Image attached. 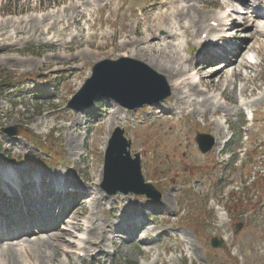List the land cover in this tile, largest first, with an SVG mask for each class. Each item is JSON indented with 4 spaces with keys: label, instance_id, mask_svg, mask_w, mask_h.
Masks as SVG:
<instances>
[{
    "label": "rangeland",
    "instance_id": "374dc122",
    "mask_svg": "<svg viewBox=\"0 0 264 264\" xmlns=\"http://www.w3.org/2000/svg\"><path fill=\"white\" fill-rule=\"evenodd\" d=\"M63 1L69 0H0V15L19 13L21 17L28 15L38 17L40 13L47 15L70 4L69 2L61 6L55 5ZM72 1L77 3V0ZM117 13L119 14L118 10ZM107 18L110 23H115L113 27L99 25L95 29L96 37L93 36L89 42L84 41L79 44L77 41H67L70 39L67 34L62 36L65 42L63 46H57L54 42H43L45 40L40 42L41 40L34 38L27 39L26 35L20 41H16L14 36L8 39L0 37V78L7 77L0 82V179L8 176L5 173L4 164L5 158L10 153L9 148H12V142L26 147L23 150L16 148L21 152L22 160L51 163L49 154L44 153L38 145L21 133L25 129H30L42 136L53 137L56 144L52 148L63 155L74 173L82 180L90 178L92 167L87 168L88 152L84 146L86 147L88 141L93 139V132L88 137L84 135L83 127L81 128V125L75 121L77 112L69 110L66 104L87 78L95 61L106 57L118 58L125 52L131 53L130 46L115 48V45H112L116 37L108 38L107 44L99 46L103 30L111 32L121 27L132 28L129 15L123 20L118 15L110 16L109 12H106L102 16V21ZM256 49H260L256 58L260 67H253L251 63H248L247 68L241 66L243 68L241 73L248 74V89L244 97H239V95L234 96L231 89L227 88V91L225 90L227 98H224V101L229 107L238 105L236 97H239V100H254L261 98L264 94L262 86L264 85V43L262 41L258 43ZM54 52H59L61 56L51 58L50 55ZM255 56L250 58L255 59ZM177 62V65L180 63L182 66L180 59H177ZM214 69L215 67L209 71ZM205 73L209 74V72ZM243 77L239 74L236 78L238 86L247 83ZM226 78L229 77L224 75L219 81L218 76L213 77V84L218 88V90H212L213 93L224 91L227 87ZM5 83L12 87L10 89L9 86L3 87ZM41 90L48 94H38ZM50 92H55L56 95L49 97ZM171 103L179 108L181 114L185 113V108L188 107L187 110L193 108V105L189 106L175 98L171 100ZM154 109L156 108L151 107L148 111ZM48 113L54 116L50 118L46 115ZM144 114L145 112H142L140 117ZM86 118L82 114V119ZM108 118L109 114L96 129L95 154L90 155L98 178L103 169L104 147L107 145L105 138L109 135L111 125ZM194 118L202 120H197L199 129H205L212 134H216V124L213 126L210 124L220 120L223 127L225 126L222 137L228 138L230 134H233L228 146L229 151L234 152L235 147L240 144L242 116L232 115L228 123L225 122L222 114L215 116L210 112L204 116L196 114ZM44 121L48 124L45 123L42 128L36 127L38 123H44ZM260 123L262 129L253 136L252 144L246 143L250 146L248 153L238 162L237 159L240 156L235 153L228 165L218 163L222 155L218 156L217 149L209 155L199 153L195 141H190L195 134L188 125L183 127L180 124L173 125L169 131L167 122L148 127L129 125L128 129L126 128V135L132 140L130 149L133 155L136 152L142 154V168L146 180L151 181L149 178H156L157 187L163 189L167 181L171 182L174 177L178 178L177 181L186 180V185H189L192 180H194L193 185H198L201 181L208 182L213 177L223 189L205 194L200 198L194 197L195 199L192 198L189 204L173 199L169 189H166L165 195L170 198L171 205L177 208L179 213L185 212L182 219L189 221V227L170 230L171 235L164 238L159 246H153L154 252L150 257H145L142 253V245L138 238L131 244L116 238L113 246H110L108 241L107 246L114 251V254L107 258V262L116 260V264H264V116ZM116 124L121 126L124 122L117 121ZM51 127L54 128L51 129ZM10 128H16L18 134L13 136L3 131ZM71 132L83 137L85 145L78 152L69 146L67 135ZM75 140L77 141V138ZM172 140L175 144L171 142ZM194 159L200 165L196 169L193 167L196 163ZM228 178L232 185L229 184ZM160 180L164 182L159 183ZM151 182L154 184L153 181ZM227 186H229L228 189ZM191 196L190 194L188 197ZM112 199L123 200L124 197L119 195ZM90 212L89 206H85L78 210L77 217L85 222ZM170 216L172 220L180 219V215L177 216L174 212H171ZM238 223L243 225L238 232H235V226ZM213 236L227 237V240L221 248H214L210 244ZM30 246L32 255L39 256L38 252L35 253L36 244L31 243ZM11 248L16 252L15 247ZM11 248L4 250V253L8 251V255L13 256ZM53 251L44 253L48 256L44 264H61L58 254ZM8 255H4L3 258L6 260Z\"/></svg>",
    "mask_w": 264,
    "mask_h": 264
},
{
    "label": "bare ground",
    "instance_id": "6f19581e",
    "mask_svg": "<svg viewBox=\"0 0 264 264\" xmlns=\"http://www.w3.org/2000/svg\"><path fill=\"white\" fill-rule=\"evenodd\" d=\"M216 1L219 2V6L221 8H225V7L230 8L229 12H225L223 16L218 18V21L221 22L222 26H226L230 24V20L227 19L228 17L239 14L237 13L238 10L234 6L236 5L234 3L240 1L245 10L244 19L246 21V24L253 27L251 37L255 41H257L258 39L256 35H259V34L264 35V19L259 17L257 14H253L251 11V9L257 3V0H216ZM97 2L101 5L105 1L98 0L96 1V3ZM107 4H110L112 6L111 1L108 2ZM169 4H172V2L167 1L165 5L167 6ZM75 8L76 7H73V11H75ZM196 8H197L196 4L191 5L187 8L180 6V5H174V8L171 9L170 11L161 10L157 13V15H155L154 19L152 20L151 25L145 26L143 21L137 22V25L136 24L133 25V29L136 26L135 31H134L135 34L137 35L136 37L132 35L133 31L128 32L124 29L117 31L116 45L115 44H112V45H115V48H121L126 45L130 46L131 53L129 54L125 52L123 53V55L129 54L130 57L145 62L148 66H150L154 70L160 71V72L163 71L162 72L163 74L169 75L171 77L170 83L172 84V87H173L172 89L173 95L177 99L185 100V103H187L188 105H192V101L196 100L195 98L191 96V94H193V91H195L196 94H206L209 92V90L206 87H204L206 82L210 83V86L213 89L218 90V88H216V85L213 84L214 83L213 77L215 76L219 77V81H221V77H223L224 75L226 77H229V78H226L227 87L224 89V91L220 90V93H219L220 95L225 96V90L227 91V88H230L233 93L240 91V95L243 94L245 92L246 87L243 86L242 88L238 89L237 84L230 77L231 75L229 74V70H226L225 66L222 68H219L213 74H210L212 76L208 75L210 76V79H211L209 81H204V82L199 81L198 82V79H197L198 72L192 73L188 76L191 78V81H189L187 77L182 78L183 75L193 70L195 66L191 64L190 59H187L182 55L183 47L181 46L180 42H177L176 40L179 36V28H183L187 32V34L191 35V32L189 31L190 28L194 27L193 24L198 23L197 22L198 14H197ZM201 11H205V10L201 9ZM111 13H113L112 15L120 16V14L116 13V10L112 7H111ZM185 16H188V22L184 24L183 19ZM75 18L76 16H73L74 20ZM146 20L149 21L150 18L148 17ZM32 21L33 20L25 19L22 22H20V24L9 22V26H5L0 23V37L8 39V38H12L14 34H16L17 36L21 34H28L30 32L29 23ZM9 28H13V31H14V34L12 35V37H10L11 35L8 32ZM160 30L166 31L167 34L164 37L160 38L157 33ZM94 35H95L94 33H91L90 37H93ZM56 36L57 35H54V37ZM107 36H110L112 38L115 35L109 34L107 30H103V32L101 33V40L105 41V43L108 42ZM253 47H254L253 45H248L245 41H242V44L239 47L241 50V53L239 55L240 59L238 60V64L233 67V69L236 72H239V66L246 65L247 57L245 54H247L251 49H253ZM57 56L59 57L61 56V54L59 52H54L50 55L51 58H55ZM179 58L181 59L182 63L186 64L185 66L183 65L182 67H180L177 65L178 63L177 59ZM212 67L213 66H210V67L202 66L200 68V71L202 70L206 71L208 70V68H212ZM121 78H122V81L124 82L131 81V79L125 75H121ZM245 79L246 77H244V80ZM228 85L231 86L232 88L229 87ZM201 86L202 88H200ZM210 98H212V96H210ZM236 99L238 100V98ZM206 107H211L208 111H211V113L213 114H217L220 109L225 108L219 102L218 99L203 98L202 101L196 102V107L193 111L194 113L197 111H202L203 113H205L207 111ZM241 109H242V106H239L237 110L241 112ZM165 110L170 111V113L177 112L172 107L165 108ZM225 113L226 115L224 116H226L227 118L229 115L235 114L236 109L234 107L225 108ZM112 114H113V118L121 117V111L119 110V108L113 110ZM53 116H54L53 114L49 115L50 118ZM45 123L48 124L47 121H44V123H38L36 127L42 128L43 126H45ZM217 128L219 131L223 132L222 122L217 123ZM111 129H109V131H111ZM75 138H77V141L75 140ZM67 139L69 140V146L72 149L76 150L77 152L81 149L82 144H83V140H82L83 138L81 136L76 135L73 132H71L67 135ZM11 147L13 149L15 148H18L21 150L26 149L24 145L17 144L16 142H12ZM23 170L29 171L30 168L23 167L22 171ZM90 182L92 184H95V178L94 177L90 178ZM91 183H90V186H91ZM81 195L83 197H87L83 191H81ZM91 200L95 205L97 204L100 208L102 207V204H103V203L101 204L102 198L98 197L97 191L92 192ZM166 211H170V209H167ZM89 222L90 223H87L86 229L90 232L91 238H88L86 240H82L85 238H83L82 236L75 235L74 233L75 231L79 232L81 231V229L84 228V225L80 224L77 218L76 212L70 216L68 220L69 226L66 227L64 230H62V232L58 233L57 235L56 234L49 235V237L40 236L36 240H34L35 244H37L35 248V253L38 252L40 254L39 255L40 257L35 256L36 259H38L39 261L38 263H40L41 261L44 264L46 258H48V256L44 254V249L61 250L63 252L64 251L63 249L65 247H78L80 250H84L87 254L93 248H96L97 250L101 249V245L95 244L93 240L94 238L97 237L99 233H102L104 240L107 239L108 234L111 231L113 224L111 223L105 224V223L100 222L99 224H102L103 226L97 227L96 224L93 225L91 221ZM155 235H159V233H156ZM23 236L24 235H21V233H17L16 235H12V236L6 235V236L0 237V264H27L26 262L21 260L19 254L13 251L12 250L13 248H11V247H16L17 245H19L21 247L20 249H23V247L26 245L25 242H27L26 237H23ZM71 236L76 239L77 238L79 239V237H81V240L82 242H84V244L76 245L75 243H73L72 240L69 239V237ZM52 237H55V240H53ZM156 241H158V237L155 238V242ZM149 243H151V241H149ZM6 246L7 247L11 246L10 248H11V253L13 254V256L11 255L9 256L8 255L9 252L5 251L4 255H8V258H6L5 260L3 259V257H5L3 255V252ZM151 251H152V248L149 249L148 254H150ZM52 258H53V255H52Z\"/></svg>",
    "mask_w": 264,
    "mask_h": 264
},
{
    "label": "water",
    "instance_id": "95a60500",
    "mask_svg": "<svg viewBox=\"0 0 264 264\" xmlns=\"http://www.w3.org/2000/svg\"><path fill=\"white\" fill-rule=\"evenodd\" d=\"M99 71L97 72V76H98ZM109 80H113L112 77H106V78H94L93 80H91L89 82V84L87 85V88H89V99L88 102H91L94 98L97 97V95L102 94V93H108L113 95L114 97H116L118 100H121L122 102H124L125 104H129L125 98H124V92H115L113 90H111V88L109 87ZM119 81V83H121L122 85L125 84L126 82L122 81V80H117ZM131 105V104H129Z\"/></svg>",
    "mask_w": 264,
    "mask_h": 264
}]
</instances>
